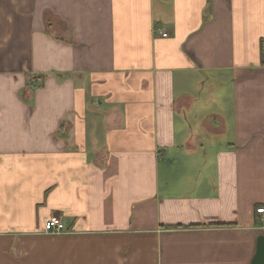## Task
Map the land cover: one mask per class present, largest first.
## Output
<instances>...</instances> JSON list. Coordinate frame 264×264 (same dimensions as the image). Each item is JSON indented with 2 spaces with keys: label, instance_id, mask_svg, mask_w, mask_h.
Segmentation results:
<instances>
[{
  "label": "crops",
  "instance_id": "obj_1",
  "mask_svg": "<svg viewBox=\"0 0 264 264\" xmlns=\"http://www.w3.org/2000/svg\"><path fill=\"white\" fill-rule=\"evenodd\" d=\"M260 206L264 0H0V264H251Z\"/></svg>",
  "mask_w": 264,
  "mask_h": 264
},
{
  "label": "built area",
  "instance_id": "obj_2",
  "mask_svg": "<svg viewBox=\"0 0 264 264\" xmlns=\"http://www.w3.org/2000/svg\"><path fill=\"white\" fill-rule=\"evenodd\" d=\"M161 35L164 38L168 36L166 32H162ZM256 214L261 218L262 222H264V206L256 208ZM44 231L46 233L61 234L66 231V227L59 217L52 216L45 222Z\"/></svg>",
  "mask_w": 264,
  "mask_h": 264
},
{
  "label": "water",
  "instance_id": "obj_3",
  "mask_svg": "<svg viewBox=\"0 0 264 264\" xmlns=\"http://www.w3.org/2000/svg\"><path fill=\"white\" fill-rule=\"evenodd\" d=\"M251 264H264V235L257 238L256 253Z\"/></svg>",
  "mask_w": 264,
  "mask_h": 264
}]
</instances>
